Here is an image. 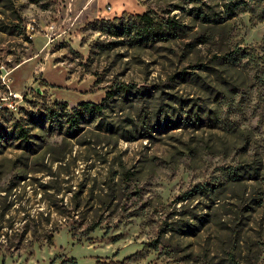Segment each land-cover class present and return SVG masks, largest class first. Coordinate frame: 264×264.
Instances as JSON below:
<instances>
[{"label": "rangeland", "instance_id": "rangeland-1", "mask_svg": "<svg viewBox=\"0 0 264 264\" xmlns=\"http://www.w3.org/2000/svg\"><path fill=\"white\" fill-rule=\"evenodd\" d=\"M125 1L118 35L107 0H0V264H215L229 209L264 264V0H203L208 24ZM147 10L188 28L153 38ZM184 207L210 214L190 237L166 225Z\"/></svg>", "mask_w": 264, "mask_h": 264}, {"label": "trees", "instance_id": "trees-1", "mask_svg": "<svg viewBox=\"0 0 264 264\" xmlns=\"http://www.w3.org/2000/svg\"><path fill=\"white\" fill-rule=\"evenodd\" d=\"M185 3H191L193 4L192 7H190V11L193 14V18L198 19L202 24H208V23H220L222 21H210L211 17L206 11L203 9L205 6V2L203 0H184ZM230 4L224 3V11H219V14L221 12L225 13L227 16L231 14L232 7L231 2L233 0H229ZM233 6V4H232ZM126 12L123 11L121 17H114L113 21H107V24L113 28L114 33L122 35L126 31L130 30L129 26H125L122 24L121 26L115 25V22H121L124 19ZM219 18H221L220 15ZM134 18L138 20V23L141 24L144 28V31L151 32L153 35V38L159 37L162 39L168 34H172L176 37H182V34L185 33L186 29L188 28V25L179 17H176V15H172L167 18V21H157L155 20L154 16H152V11L147 10L143 12L142 14H136L134 15ZM224 18V17H223ZM201 33H199L198 36H196L195 41L197 43L203 42ZM152 38V39H153ZM237 51H243L238 48ZM241 56H247L248 59H250L251 54L249 51L244 54H241ZM228 57H230V61L234 60L233 54H229ZM122 84V85H121ZM117 86L115 89H108L106 91V95L102 100V103H92L89 101H81L79 103L80 109L78 114L80 117H82L83 112H87L88 114H94L101 111L103 108V105H105V102L108 101L115 93L116 91H122L127 92L129 89L127 88V85L125 83H121ZM237 174L235 172H231L230 176L231 181H236ZM251 179H257V174L250 175ZM204 195L208 199H211V203H213L215 206H219V202L221 201V197H218V192L215 186L207 185V184H199L194 187L192 191L187 193V196L192 195ZM210 202V201H208ZM228 217L221 220L219 223L220 230H223L224 236H225V242L224 246L221 248V254L218 258V261H216L215 264H256V260L258 259V252L260 251V245L256 244V242L251 241V237L247 234L248 229H245V221L243 223H238V213L237 211H233L232 209H229L227 212ZM210 214L207 213H198L197 208H188L184 207L177 213V219H174L173 221H170L167 225V228L171 232L180 234L184 237H190L194 233H196L197 228L205 222V220H208V217ZM244 217V216H243ZM242 219V218H241ZM96 224H94L95 226ZM155 242H159V239H156ZM244 243V246L241 244ZM258 245V249H257ZM254 250V251H253ZM243 251H245V254H243ZM206 256V255H205ZM68 262V264H76L73 260H65ZM188 264V263H186Z\"/></svg>", "mask_w": 264, "mask_h": 264}, {"label": "crops", "instance_id": "crops-1", "mask_svg": "<svg viewBox=\"0 0 264 264\" xmlns=\"http://www.w3.org/2000/svg\"><path fill=\"white\" fill-rule=\"evenodd\" d=\"M107 1L112 5L111 11L115 10L114 15H119L124 10H128L129 8V4L125 0H107ZM139 8H140L139 5H135L133 9H135L136 12H142L139 11Z\"/></svg>", "mask_w": 264, "mask_h": 264}, {"label": "built area", "instance_id": "built-area-1", "mask_svg": "<svg viewBox=\"0 0 264 264\" xmlns=\"http://www.w3.org/2000/svg\"><path fill=\"white\" fill-rule=\"evenodd\" d=\"M109 10H111V6L106 5L105 11L109 12ZM18 96H19V94L14 93V97H18ZM10 106H12V105H10Z\"/></svg>", "mask_w": 264, "mask_h": 264}, {"label": "bare ground", "instance_id": "bare-ground-1", "mask_svg": "<svg viewBox=\"0 0 264 264\" xmlns=\"http://www.w3.org/2000/svg\"><path fill=\"white\" fill-rule=\"evenodd\" d=\"M27 61V60H26Z\"/></svg>", "mask_w": 264, "mask_h": 264}]
</instances>
